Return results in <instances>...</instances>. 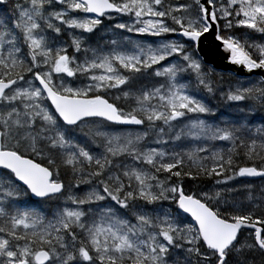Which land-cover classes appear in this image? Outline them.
<instances>
[{"label":"snow or ice","instance_id":"6c2138e0","mask_svg":"<svg viewBox=\"0 0 264 264\" xmlns=\"http://www.w3.org/2000/svg\"><path fill=\"white\" fill-rule=\"evenodd\" d=\"M254 178L264 0H0V264H264Z\"/></svg>","mask_w":264,"mask_h":264},{"label":"water","instance_id":"95a60500","mask_svg":"<svg viewBox=\"0 0 264 264\" xmlns=\"http://www.w3.org/2000/svg\"><path fill=\"white\" fill-rule=\"evenodd\" d=\"M224 55L225 53H223L222 49L217 51V42H214L211 38L204 41L202 45L201 56L205 58L208 64L216 67L217 71H228V69L224 67L226 64V61L222 59ZM258 179L259 178H254L253 180Z\"/></svg>","mask_w":264,"mask_h":264},{"label":"rangeland","instance_id":"374dc122","mask_svg":"<svg viewBox=\"0 0 264 264\" xmlns=\"http://www.w3.org/2000/svg\"><path fill=\"white\" fill-rule=\"evenodd\" d=\"M127 18L125 17V18H121V19H119V20H117V19H114L113 21H112V23H116V22H124L125 20H126ZM102 23L104 24V26L105 27H107L108 26V21H107V19H105L104 21H102ZM125 35H128V36H130V37H132L133 39H142L138 34H136V33H125ZM134 35H136L137 37H133ZM62 38H66V37H62ZM151 39V38H150ZM236 103H238L240 106H244L247 102H236ZM227 110V109H226ZM235 115V112H234V105L232 106V107H229L228 106V112H226V115H225V119H227V118H230V117H232V116H234ZM202 118H205V119H208V122L209 123H212L213 121L211 120V119H209V118H207V117H202ZM217 146L218 147H224V144H223V142H217ZM260 181V182H259ZM255 186H256V188L257 189H259V187L261 186V185H264V181H262V180H257V181H254V182H252ZM196 191H199V190H196ZM185 222H191V219L189 218V217H187L186 215H185Z\"/></svg>","mask_w":264,"mask_h":264},{"label":"trees","instance_id":"16d2710c","mask_svg":"<svg viewBox=\"0 0 264 264\" xmlns=\"http://www.w3.org/2000/svg\"><path fill=\"white\" fill-rule=\"evenodd\" d=\"M133 37H137L136 35H134ZM142 38V37H141ZM225 74H227V72H225ZM215 103V102H214ZM224 108H225V110H224ZM227 109V110H226ZM219 110V111H218ZM217 111L218 112H224V113H226V112H228V106L227 105H225V106H220V107H218L217 108ZM223 144H224V147H226L227 145H226V142H223ZM241 163H243L244 161H240ZM199 184V185H197V183ZM252 182H254V181H252ZM194 183V181H191V180H186V182H185V189H187V191H196V190H200L201 189V187H203V185H205L206 183L204 182L203 183V181H195V183ZM210 183V182H209ZM194 185V186H193ZM197 186V187H196ZM200 187V188H199ZM195 188H196V190H195ZM188 217V216H187Z\"/></svg>","mask_w":264,"mask_h":264},{"label":"bare ground","instance_id":"6f19581e","mask_svg":"<svg viewBox=\"0 0 264 264\" xmlns=\"http://www.w3.org/2000/svg\"><path fill=\"white\" fill-rule=\"evenodd\" d=\"M224 110H225V108H224ZM218 111H219V110H218ZM220 147H221V146H220ZM259 182H260V181H259ZM194 183H195V182H194ZM194 183H193V184H194ZM196 183H197V182H196ZM196 183H195V184H196ZM203 183H204V182H203ZM205 183H206V182H205ZM207 183H209V182H207ZM199 184H200V183H199ZM199 184L197 183V185H199ZM200 185H201V184H200ZM193 186H194V185H193ZM203 186H204V185H203ZM196 187H197V186H196ZM199 188H200V187H199ZM195 190H196V188H195ZM186 191H187V189H186ZM192 191H193V190H192Z\"/></svg>","mask_w":264,"mask_h":264}]
</instances>
